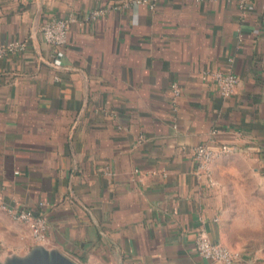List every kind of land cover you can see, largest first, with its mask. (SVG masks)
I'll return each instance as SVG.
<instances>
[{
    "label": "crops",
    "instance_id": "obj_1",
    "mask_svg": "<svg viewBox=\"0 0 264 264\" xmlns=\"http://www.w3.org/2000/svg\"><path fill=\"white\" fill-rule=\"evenodd\" d=\"M249 1L0 0V199L45 216L48 248L76 264H217L197 252L205 229L236 264H264L227 224L221 167L235 147L264 193V0ZM68 17L55 66L42 28ZM217 71L239 77L231 96L204 76ZM199 145L218 153L211 179ZM20 224L23 255L36 243Z\"/></svg>",
    "mask_w": 264,
    "mask_h": 264
},
{
    "label": "built area",
    "instance_id": "obj_2",
    "mask_svg": "<svg viewBox=\"0 0 264 264\" xmlns=\"http://www.w3.org/2000/svg\"><path fill=\"white\" fill-rule=\"evenodd\" d=\"M158 1L159 0H140V2L147 3L152 10L157 8ZM249 2V0H240L241 8L246 9ZM105 14V9L98 8L91 12L90 17L93 20H98ZM73 21L74 19L72 17L57 18L47 22L42 28V35L45 42L55 51V59L53 62L55 66H61L63 64L65 48L69 41L70 25ZM16 45L17 44H11L8 51H11ZM22 48L21 45V49ZM4 52L5 50L2 49L0 54ZM204 76L212 79L220 95L223 97H229L234 94L240 82L239 77L230 72H206ZM172 91L174 99H177L181 93L180 87L178 85H173ZM221 153L224 155H231L236 153V149L235 147L224 145L222 146ZM193 154L194 159L199 165L200 173L211 179L213 177L214 161L218 153L207 145H199L194 148ZM0 210L7 212L17 222L26 225L36 244L48 245V222L41 213L21 207L20 205L9 206L2 199H0ZM196 248L198 254L202 258L217 264H236L241 257L238 252L233 251L227 246L212 242L205 229H199L196 234Z\"/></svg>",
    "mask_w": 264,
    "mask_h": 264
},
{
    "label": "rangeland",
    "instance_id": "obj_3",
    "mask_svg": "<svg viewBox=\"0 0 264 264\" xmlns=\"http://www.w3.org/2000/svg\"><path fill=\"white\" fill-rule=\"evenodd\" d=\"M221 167L225 187L228 191L230 212L226 216L229 227L235 231L234 239L247 243L248 248H264V193L263 183L254 171L251 161L237 154L226 155ZM21 224L0 210V260L11 254H20L24 244ZM236 242V243H237Z\"/></svg>",
    "mask_w": 264,
    "mask_h": 264
},
{
    "label": "water",
    "instance_id": "obj_4",
    "mask_svg": "<svg viewBox=\"0 0 264 264\" xmlns=\"http://www.w3.org/2000/svg\"><path fill=\"white\" fill-rule=\"evenodd\" d=\"M0 264H76L57 249L36 244L26 254H11Z\"/></svg>",
    "mask_w": 264,
    "mask_h": 264
}]
</instances>
